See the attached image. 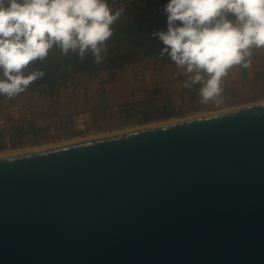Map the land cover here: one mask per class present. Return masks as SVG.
Masks as SVG:
<instances>
[{"label": "water", "instance_id": "95a60500", "mask_svg": "<svg viewBox=\"0 0 264 264\" xmlns=\"http://www.w3.org/2000/svg\"><path fill=\"white\" fill-rule=\"evenodd\" d=\"M0 264H264V101L1 156Z\"/></svg>", "mask_w": 264, "mask_h": 264}, {"label": "clouds", "instance_id": "9594fccd", "mask_svg": "<svg viewBox=\"0 0 264 264\" xmlns=\"http://www.w3.org/2000/svg\"><path fill=\"white\" fill-rule=\"evenodd\" d=\"M122 11L113 12L107 0H0V95L18 96L43 76L25 70L54 46L64 55L90 49L99 63ZM163 12L167 28L153 33L161 55L196 72L193 83L207 74L200 90L205 103L222 91L221 78L251 55L252 46L264 47V0H168Z\"/></svg>", "mask_w": 264, "mask_h": 264}, {"label": "crops", "instance_id": "0c3cea01", "mask_svg": "<svg viewBox=\"0 0 264 264\" xmlns=\"http://www.w3.org/2000/svg\"><path fill=\"white\" fill-rule=\"evenodd\" d=\"M167 2L125 0L112 2L109 7L113 12L123 10L116 22H132L133 16L127 11H135L147 19L155 12L160 18L146 23H160L164 27L167 17L163 7ZM151 6L157 10H151ZM249 51L251 55L245 56L244 62L227 70L221 78L222 91L207 103L203 102L200 91L209 78L207 74L201 72L202 81L193 83L191 78L196 72L189 73L186 67L177 66L170 57L156 53L127 63L101 64V67L95 64L96 67L90 70L83 68L74 72L73 78L31 86L20 95L31 117L33 115L29 126L32 131L44 132L56 127L60 132L68 133L82 126L132 117L142 121L169 118L184 106L208 107L219 100H231L248 87L258 86L264 80V47L252 46ZM248 61L249 66L244 67Z\"/></svg>", "mask_w": 264, "mask_h": 264}, {"label": "trees", "instance_id": "16d2710c", "mask_svg": "<svg viewBox=\"0 0 264 264\" xmlns=\"http://www.w3.org/2000/svg\"><path fill=\"white\" fill-rule=\"evenodd\" d=\"M116 1L123 2L125 0H107L108 4ZM134 12L135 11L132 10L127 11V14L131 15V17L133 16L132 22L118 21L112 25V36L101 46V51L99 53V56L101 58L100 62L99 63L97 62L96 55L93 52H91L90 56L86 60V66H85L86 69L90 70L96 67L95 64H97L98 67H101L102 65L107 66L113 63L119 64V63H127L130 61L143 60L149 58L154 53L161 54V51L138 44L135 41H132L123 35V33H139L141 35L149 36L152 37L153 39L158 40L153 36V33L158 30H164L162 25H160V23H155L154 25H152V23L151 24L146 23V21L153 22L158 18H160L159 14L154 12L151 14V18L147 19V17H144L143 15L139 16ZM229 18L234 19L233 17H229ZM61 54L62 52L60 48L54 46L52 49H50L49 55L54 57V59L59 60L58 65L55 66L47 65L46 67L32 66L25 71V74L27 75L32 71H42L43 73H45V72H51L57 70L65 66L66 64L70 63L80 55L78 50L76 52L70 50L68 56H62ZM163 56L169 57L166 54ZM70 75L63 76L62 78L63 79L68 78ZM51 81L53 80L47 82H51ZM43 83L46 82H42L37 85Z\"/></svg>", "mask_w": 264, "mask_h": 264}, {"label": "rangeland", "instance_id": "374dc122", "mask_svg": "<svg viewBox=\"0 0 264 264\" xmlns=\"http://www.w3.org/2000/svg\"><path fill=\"white\" fill-rule=\"evenodd\" d=\"M165 30L167 28V25L163 27ZM69 54V53H68ZM64 55L63 53L61 54L62 56H68ZM110 60V58H109ZM59 64V60L54 59V57L50 56L48 54V56L40 61L37 60L35 62H33L30 66H37V67H46L47 65L49 66H55ZM29 66V67H30ZM28 69V68H27ZM26 69V70H27ZM25 70V71H26ZM70 78L72 77V74L69 76ZM73 78V77H72ZM59 79H63V78H59ZM260 84L254 88H247L245 91H243L240 94H237L235 96H232L231 100H219L216 104L214 105H210L208 107H200V108H195V107H187L184 106L182 108L179 109L178 113L175 116L169 117V118H155L153 120H139V118H129V119H124V120H115V121H106L105 123H100V124H93L90 126H85V127H79L77 129H74L71 132L65 133L63 135H61L59 138H53L52 140L48 139L45 140L43 142H38V140H35L33 142V144H28L25 145L23 147L20 148H24V147H32V146H45V147H49L52 144H57V143H61L63 141H72L73 139H81V138H89V136H94L97 134H104V133H112L115 131H123L126 128H136L138 126V128L143 127V125L145 126L146 124L149 125L148 123L151 122H156L158 120L163 121L165 119L166 120H171L172 118L173 120H177V119H182V118H186V117H191L192 115H196L198 113H211V112H215V111H221L223 109H231V108H235V107H239V106H243L245 104H251L253 102H259V101H264V80L259 82ZM244 90V88H243ZM191 115V116H190ZM33 116V115H32ZM72 139V140H71ZM47 144V145H46ZM58 145V144H57ZM54 146V145H53ZM18 147L12 148V149H7V148H1L0 147V152L4 151V150H14L17 149Z\"/></svg>", "mask_w": 264, "mask_h": 264}, {"label": "built area", "instance_id": "2783aa9c", "mask_svg": "<svg viewBox=\"0 0 264 264\" xmlns=\"http://www.w3.org/2000/svg\"><path fill=\"white\" fill-rule=\"evenodd\" d=\"M151 10L156 11L157 7L151 6ZM181 103V100H179ZM33 116L31 117L24 99L21 95L9 99L0 95V147L12 149L15 147H23L33 144L35 140L43 142L59 138L65 134L60 132L56 127H52L50 131H32L29 127Z\"/></svg>", "mask_w": 264, "mask_h": 264}, {"label": "bare ground", "instance_id": "6f19581e", "mask_svg": "<svg viewBox=\"0 0 264 264\" xmlns=\"http://www.w3.org/2000/svg\"><path fill=\"white\" fill-rule=\"evenodd\" d=\"M259 102H262V101H259ZM254 103V102H253ZM246 105V104H245ZM223 110H226V109H223ZM214 112V111H213ZM215 112H217V111H215ZM212 113V112H211ZM205 114H209V113H198V114H196V115H190L191 117H194V116H202V115H205ZM172 120H173V118H172ZM168 121H171V120H166L165 121V119L163 120V121H161V120H158V121H156V122H151V123H148L149 125H156V124H161V123H164V122H168ZM147 125V124H146ZM145 125V126H146ZM144 126V125H143ZM136 128H138V126L136 127ZM136 128H126L125 130H123V131H129V130H133V129H136ZM123 131H115V132H112V133H104V134H97V135H94V136H91V137H97V136H103V135H107V134H114V133H119V132H123ZM89 138H90V136H89ZM82 139H85V138H79V139H71L72 141H77V140H82ZM72 141H63V142H61V143H57V144H64V143H67V142H72ZM56 143L55 144H52L51 146H53V145H57ZM47 145V144H46ZM48 147V146H47ZM50 147V146H49ZM43 148H46L45 146H32V147H24V148H17V149H14V150H4V151H1L0 152V157L1 156H6V155H12V154H17V153H21V152H28V151H32V150H37V149H43Z\"/></svg>", "mask_w": 264, "mask_h": 264}]
</instances>
